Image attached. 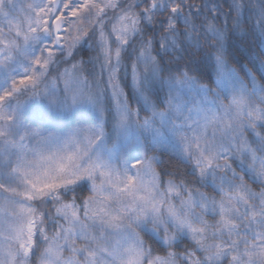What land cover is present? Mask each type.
Returning <instances> with one entry per match:
<instances>
[{"label":"snow or ice","instance_id":"6c2138e0","mask_svg":"<svg viewBox=\"0 0 264 264\" xmlns=\"http://www.w3.org/2000/svg\"><path fill=\"white\" fill-rule=\"evenodd\" d=\"M0 264H264V0H0Z\"/></svg>","mask_w":264,"mask_h":264},{"label":"trees","instance_id":"16d2710c","mask_svg":"<svg viewBox=\"0 0 264 264\" xmlns=\"http://www.w3.org/2000/svg\"><path fill=\"white\" fill-rule=\"evenodd\" d=\"M239 63H243V61H238ZM208 73H210V69L206 70Z\"/></svg>","mask_w":264,"mask_h":264}]
</instances>
